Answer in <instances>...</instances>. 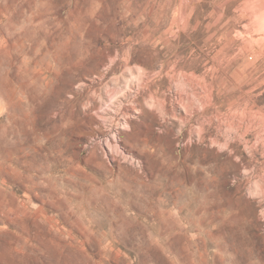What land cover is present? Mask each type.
I'll return each mask as SVG.
<instances>
[{
	"label": "rangeland",
	"instance_id": "1",
	"mask_svg": "<svg viewBox=\"0 0 264 264\" xmlns=\"http://www.w3.org/2000/svg\"><path fill=\"white\" fill-rule=\"evenodd\" d=\"M0 264H264V0H0Z\"/></svg>",
	"mask_w": 264,
	"mask_h": 264
}]
</instances>
